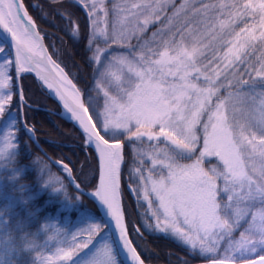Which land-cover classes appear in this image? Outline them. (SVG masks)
<instances>
[{
	"label": "rangeland",
	"instance_id": "374dc122",
	"mask_svg": "<svg viewBox=\"0 0 264 264\" xmlns=\"http://www.w3.org/2000/svg\"><path fill=\"white\" fill-rule=\"evenodd\" d=\"M70 1L79 4L89 19L88 49L94 76L87 100L93 111H99L104 131L110 137H126L129 144L130 174L135 181L134 186L128 185L132 199L138 202L139 196L142 200L152 197L155 205L150 213L156 225L189 251L211 258L203 263L234 264L263 257L264 88L258 80L232 89L236 76H228L248 44L258 39V28L245 29L233 45L230 40L227 49L216 53L229 26L249 16L256 2L235 3L233 10L218 15L228 18L214 24L202 22L178 34L180 26L173 25L188 13V5L183 3L169 12L178 0ZM2 46L6 47L0 44V104L7 92L11 60L1 52ZM204 53L216 55H211L212 68L203 85L198 83L202 67L197 62ZM142 56L148 59L145 65ZM22 78V121L32 131L24 120ZM72 83L84 103L83 91ZM9 129L10 122L0 129V159L12 151ZM146 144L152 148L144 150ZM165 155L180 160L167 172L159 165ZM122 169L123 164L119 195L125 221ZM95 184L81 189L90 193ZM246 198L257 202L252 213L243 208ZM54 226L45 224L61 235V228ZM97 229L92 223L75 226L61 235L64 246L38 264H118L106 237L92 240Z\"/></svg>",
	"mask_w": 264,
	"mask_h": 264
},
{
	"label": "trees",
	"instance_id": "16d2710c",
	"mask_svg": "<svg viewBox=\"0 0 264 264\" xmlns=\"http://www.w3.org/2000/svg\"><path fill=\"white\" fill-rule=\"evenodd\" d=\"M242 1L245 0H178L169 12L181 3L188 5V13L180 20L177 19L179 23L173 25L175 28L180 26L178 34H183L188 27L194 28L202 22L214 24L228 18L218 15L227 9L233 10L235 3ZM253 1L256 2L254 11L229 26L226 31L228 37L221 40L222 46L217 47L216 51L217 53L227 49L231 45L230 40L233 45L245 29L258 28V39L248 44L239 61L233 63L228 73L231 78L234 77L232 74L236 76L232 89L253 85L258 80L261 81L259 86L264 88V0ZM22 2L35 22L51 58L83 91L84 104L100 135L106 141H120L123 144L122 205L126 216L125 223L132 244L144 264H200L210 261L211 258L191 252L176 243L156 225L150 213L155 205L152 197L142 200L139 196L138 202H135L130 196L128 185L134 186L135 181L130 174L133 164L127 138L110 137L97 117L99 111H93L87 100L94 68L91 67V54L88 49L89 19L84 9L70 0ZM216 3L223 4L222 8L201 9V6ZM0 44L3 45L1 42ZM1 52L10 59L6 47L2 46ZM211 55L216 54L204 53L197 62L198 67H202L198 75L199 84L204 85L206 82L203 78H209ZM140 58L142 64L148 62L146 57ZM218 63L219 60L216 65ZM221 72H224L222 68ZM7 73L9 84L0 104V129L6 122H10L9 139L12 151L7 158L0 159V264H38L47 254L64 246L61 235L64 236L75 226L84 223L98 225L96 237L92 240L106 237L111 243L116 262L121 264L95 205L68 184L56 166L42 155L24 133L10 61ZM21 86L26 101V106L23 107L24 120L32 129L41 150L52 160L67 165L80 188L91 189L96 180V160L94 153L86 146L82 134L73 124L58 116V105L32 77L24 76ZM143 148L149 150L152 147L146 144ZM163 159L159 165L166 172L180 162L179 159L173 161L166 155V160ZM250 204H254L253 207ZM242 205L252 213L257 202L246 198ZM46 223H54V227L61 228V235L54 234L52 228H46Z\"/></svg>",
	"mask_w": 264,
	"mask_h": 264
},
{
	"label": "water",
	"instance_id": "95a60500",
	"mask_svg": "<svg viewBox=\"0 0 264 264\" xmlns=\"http://www.w3.org/2000/svg\"><path fill=\"white\" fill-rule=\"evenodd\" d=\"M12 1L14 6H17V9H20L19 23H21V25H23L33 37L32 45H27L16 37L0 20V41L7 47L10 53L23 128L26 129L28 136L42 155H44L51 164L62 169V172L66 175L68 184L75 191L94 203L103 224L110 234L120 262L122 264H144L132 244L125 225L119 195V177H117V192L119 195L118 209L112 204L110 199L109 175L112 170L111 164L113 159L117 158L118 170L120 172L123 164V144L104 140L94 126L79 92L76 93V91L71 89L67 90L58 84L50 64L55 65L66 80L74 86L66 73L52 60L36 25L26 12L21 0ZM24 76L32 77L48 97L58 105L60 109L59 117L74 125L84 137L88 148L94 153L97 166L95 184V190L97 192L96 200L92 199L89 193L79 188L73 180L69 169L65 165L51 160L41 150L40 146L34 139L32 131L24 125L21 110L23 101L20 88V78ZM74 88L76 89L75 86ZM203 264L229 263L208 262ZM234 264H264V256Z\"/></svg>",
	"mask_w": 264,
	"mask_h": 264
},
{
	"label": "bare ground",
	"instance_id": "6f19581e",
	"mask_svg": "<svg viewBox=\"0 0 264 264\" xmlns=\"http://www.w3.org/2000/svg\"><path fill=\"white\" fill-rule=\"evenodd\" d=\"M20 19V9H17V6H14L12 0H0V20L8 27V29L14 33L16 37H18L22 42L27 45H32L33 37L32 34L27 31V29L19 23ZM53 69L52 72L55 76L56 81L60 86L69 90H74L76 93L78 91L74 88V86L66 80V78L62 75L60 70L53 64H50ZM112 170L109 175L110 182V199L112 204L118 209V192H117V177H119L118 163L117 158L113 159L112 162ZM89 195L92 199H97L96 190L90 191Z\"/></svg>",
	"mask_w": 264,
	"mask_h": 264
}]
</instances>
